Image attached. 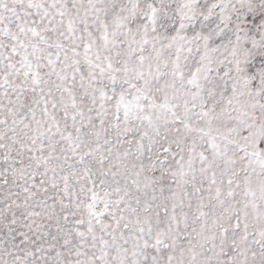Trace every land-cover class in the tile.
Masks as SVG:
<instances>
[{
	"label": "snow or ice",
	"instance_id": "6c2138e0",
	"mask_svg": "<svg viewBox=\"0 0 264 264\" xmlns=\"http://www.w3.org/2000/svg\"><path fill=\"white\" fill-rule=\"evenodd\" d=\"M0 264H264V0H0Z\"/></svg>",
	"mask_w": 264,
	"mask_h": 264
}]
</instances>
